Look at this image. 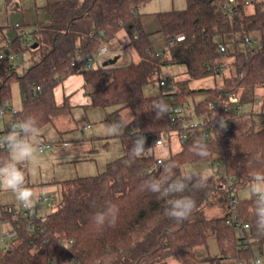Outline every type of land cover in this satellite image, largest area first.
Masks as SVG:
<instances>
[{
    "label": "trees",
    "instance_id": "trees-1",
    "mask_svg": "<svg viewBox=\"0 0 264 264\" xmlns=\"http://www.w3.org/2000/svg\"><path fill=\"white\" fill-rule=\"evenodd\" d=\"M149 1L48 0L47 20L28 29L27 38L15 36L11 44V50L22 55L30 51V63L22 67L23 62L0 58V106L10 109L13 82L19 84L23 102L18 114L10 117V126L32 116L40 130L66 110L71 112L67 100L62 106L57 104L54 89L74 73L83 75L87 93L92 96L88 108L106 109L108 117L129 108L134 118L119 135L123 155L95 175L62 181L61 200L45 217H15L7 205H0V221L9 220L17 229L10 248L0 250V264H168L171 258L182 264H200L212 259L196 254L197 248L208 247L211 236L217 240L221 258L234 257L243 264H253L258 254L264 255V237L256 235L255 197L234 196L249 187L254 173H264V126L258 127L254 111L237 114L235 102L245 87L264 86V0H253L251 13L245 0H187L183 9L160 11L157 19L161 31L174 40L161 49L153 45L141 19L140 9ZM4 28L0 27V53L7 52V45H1L8 38ZM121 30L127 32L138 53L137 61L96 69L73 63L77 55L95 53ZM178 35H184V40L176 41ZM253 35L260 38V46L253 45ZM230 43L235 46L232 74L225 76L221 85L191 86L194 80L222 72L226 51L221 52L220 46ZM239 43L244 47L238 48ZM165 65L184 66L187 77L170 75L167 82L175 85L174 91L145 94L147 85L161 80ZM38 85L42 89L37 91ZM196 97L201 99L195 101ZM159 100L170 110L157 119L153 106ZM177 106L184 108L182 114L173 111ZM183 119L198 120L200 129L189 131L181 148L162 158L163 164L175 165L172 171L178 176L190 173L187 165L191 163L210 166L224 162L225 175L217 179L195 171L207 178L206 185L185 193L195 200L196 207L188 219L177 222L164 215L165 200L144 189L143 181L167 175L162 163L149 171L158 159L156 142L172 131L180 136ZM134 134L144 136L150 155L130 157ZM201 136L209 152L205 158L193 151L194 142ZM7 157L3 150L0 160ZM21 167L29 186L28 165ZM235 198L238 203L233 207ZM108 204L119 209L116 226L98 228L92 215ZM214 207L222 213L209 217L206 211ZM232 209L242 222L250 224L246 241L227 224Z\"/></svg>",
    "mask_w": 264,
    "mask_h": 264
},
{
    "label": "crops",
    "instance_id": "crops-1",
    "mask_svg": "<svg viewBox=\"0 0 264 264\" xmlns=\"http://www.w3.org/2000/svg\"><path fill=\"white\" fill-rule=\"evenodd\" d=\"M185 2L187 3V0H150L140 9L144 28L151 33L150 39L157 49L166 48L169 41V38L161 31V26L157 19V13L160 11L179 9L183 7ZM0 27H5L6 29L8 28L4 25H0ZM5 28L3 31L7 35L10 32ZM10 30L13 32V35L18 33V30H14L12 27H10ZM120 47L121 46H117V48L114 49L116 54L115 56L117 57L122 52L118 49ZM129 59L133 60V57L130 55ZM58 89V95L62 94L61 99H58L59 96H57ZM54 93L57 104L62 106L67 100L68 104L72 107V111L68 113L66 110V114L60 115L54 122L46 124L39 130V135L35 140V144L37 146L36 159L34 161L27 162L29 178L28 187L32 188L36 192L43 191L46 196L49 195L48 201L44 202L42 200H37L34 205L37 209L39 217H45L59 204L62 196V181L76 176H89L102 172L106 169L108 162L122 156L124 153V148L119 137L124 129L116 135H109L107 133L103 134L101 129L94 128L95 125L89 122V118L87 117L88 115H86L87 112L92 109L97 110V108H88V105H91L93 99L92 96L87 93L84 85V77L81 73L69 75L63 80V82L60 83V85L58 84L55 87ZM22 106V97L21 101L18 103L14 102L11 104L10 101V107L21 110ZM76 107L84 109V111H82L83 116L78 112L77 118L75 117L73 114V108ZM100 109L105 112V114H103V117H105L104 119L110 120L113 117H108V110L103 108ZM257 112L264 114L262 109L257 110ZM11 130L10 116H6L0 121V136L5 135ZM73 131H77V133ZM69 132H73L71 134L72 136L70 138H66V135L69 136L67 134ZM113 138H119L121 145L111 147L110 140ZM100 139H103V141L99 142ZM42 142L49 143L51 145L50 147L54 148V150L48 152L46 151L48 148H46L44 151H40L39 145ZM170 142L173 145L176 144L174 139ZM99 143L103 144L105 147L99 148ZM41 153L44 154L41 155ZM158 157L163 158L162 156ZM80 162H83L82 170L78 167ZM87 173H89V175H86ZM53 196L57 198L50 204L49 201H52ZM9 204L14 205L20 203L15 199V195L11 191L0 192V205ZM4 222L9 224L7 228H4ZM0 225L2 227L1 234L10 230L13 226L9 220L0 221ZM216 244L217 249L214 250V253L216 250L219 253L217 255L214 254V256L211 254L203 255L202 257L200 256V258L207 256L212 257L211 260L203 261L200 264H243L240 260L234 257L221 258L217 240ZM263 256L264 255L258 254V257L256 258L261 259L260 264H264ZM253 264L257 263L254 261Z\"/></svg>",
    "mask_w": 264,
    "mask_h": 264
},
{
    "label": "clouds",
    "instance_id": "clouds-1",
    "mask_svg": "<svg viewBox=\"0 0 264 264\" xmlns=\"http://www.w3.org/2000/svg\"><path fill=\"white\" fill-rule=\"evenodd\" d=\"M153 109L156 110V118L160 119L170 110L163 100L157 101ZM0 113V116H3ZM133 117L121 118L106 125L105 132L109 135L119 134L133 120ZM39 135L37 120L32 116H26L18 121L13 129L5 135L0 136V149L8 153L6 159L0 160V189L11 191L15 199L24 208H33L37 200L45 193L36 192L27 186L26 173L21 165L36 159L37 146L36 137ZM130 148V157L139 158L146 156L151 148L145 149V138L134 134ZM193 151L201 158L208 156V147L204 137H197L193 145ZM163 164V162H162ZM173 164H163L167 175L161 178H149L143 181V188L158 194L160 199L165 200L167 207L164 215L177 222L188 219L196 207L195 200L185 195L191 189H200L206 185V177L202 173L190 172L183 175H174ZM248 192L255 197L254 216L256 235L264 237V173L256 172L248 187ZM119 209L114 204H108L103 210L92 215V222L98 228L105 225L115 227ZM257 264H260L257 261Z\"/></svg>",
    "mask_w": 264,
    "mask_h": 264
},
{
    "label": "rangeland",
    "instance_id": "rangeland-1",
    "mask_svg": "<svg viewBox=\"0 0 264 264\" xmlns=\"http://www.w3.org/2000/svg\"><path fill=\"white\" fill-rule=\"evenodd\" d=\"M47 2L48 0H0V25H4L8 27L7 29L9 30L10 33H8L7 31L8 33L7 36L9 37L14 36L13 32H11L10 30V27L13 28V26H15L16 24H20L24 28L31 30L34 27L35 23L46 21L48 18V13L46 9ZM186 6H187V3L185 2L183 7L179 9H183ZM246 8H248L247 11L251 13L253 12L254 5L252 3L247 4ZM118 35L119 36H116L114 39H112V42L110 41L107 44L110 52L109 54L104 56L103 63L115 57L116 54L114 52V49H116L117 46H121L118 49H120L122 52L121 54L118 55L119 58L115 64L120 65V66L125 65L126 63L130 62L129 61L130 55L133 57L134 61H137L139 59L138 53L136 52L135 48L130 44L129 38L127 36V32L125 30H121ZM251 37L253 40V45L255 47H258L261 45V40L260 38H258L257 35H253ZM5 44H6L5 39H3L1 42V45H5ZM237 47L238 48L244 47V43L237 44ZM234 51H235V46L231 43L227 44L226 53L224 54L225 67L222 70V72L218 74L216 77H208L200 81L194 80L192 81L191 86L195 88H204V87H212V86L221 85L223 83L224 77L232 74L233 68L231 66V62L234 59V55H233ZM30 58H31L30 51H26L23 54L22 67L23 66L26 67L30 63ZM163 58H166V57L163 56ZM170 75H175L177 79H183L187 77L184 66L165 65L162 67L161 79L166 80V84L160 85V81L157 80L156 82H153L152 84H149L145 87L144 89L145 94L157 95L161 91L163 92L174 91L175 85L169 81L167 82L168 76ZM58 92H59V89L57 90V96H59L58 99H61L62 94L58 95ZM200 99L201 97H196L195 101H198ZM20 101H21V94H20L19 85L18 83L13 82L11 85V104L14 102L18 103ZM235 102L237 103L236 105L237 107L241 105L242 110H244V113L249 112V111H254L255 117L258 121V127L264 126V121H263L264 114L257 112V110H260V109L264 111V86L245 87L239 92L238 96H236ZM191 103L193 104V101H191ZM82 111H84V109L82 108H78V107L73 108V114L75 115L76 118H77L78 112L82 115ZM103 114H105V112L100 108H97V110L92 109L86 114L88 115L87 117L89 118V122L95 125L94 128L101 129L103 134L106 133L105 132L106 125L113 123L121 119L122 117L123 118L132 117V113L129 108H125L120 113L114 114L110 120L104 119L105 117H103ZM73 132L77 133V131H73ZM73 132L67 133L69 136L66 135V138H70ZM173 139L176 143L175 145H173L170 142ZM102 141L103 139L99 140V142H102ZM110 142H111V147H114L115 145H118V146L121 145L119 138H113L110 140ZM170 143H171V147H170ZM181 145H182V142L180 140L178 133L176 131H172L170 136L165 137V141L163 145L156 146L155 154L157 156H162L163 158H166L171 153L179 150L181 148ZM98 147L104 148L105 146L99 143ZM52 150H54V148L49 147L46 151L50 152ZM43 154L44 153H41V155ZM80 163L78 167H80V170H82L83 162H80ZM187 170L188 172L201 171L204 175H214L215 178L220 179L223 175H225V164L224 162H217L216 164H210V166H208L207 164H204V163H191L187 165ZM86 175H89V173H87ZM3 191L5 190L0 189V192H3ZM234 196L238 198H244V197H249L250 194L248 192V188H245L239 191L238 193H234ZM53 197H52V201H49L50 204L54 202L57 198L55 196ZM206 213L209 217H212L218 214L220 215L222 211L219 208L214 207L210 210L208 209ZM3 226H5L4 228H7L9 224L7 222H4ZM1 230H2V227L0 225V236H1ZM215 249H217L216 240H215V237L211 236L209 238L208 247L203 246V247L197 248L196 254L198 257L200 256L202 257L203 255H210V254L214 256V254L217 255L219 253L217 250L214 253ZM168 264H182V263L179 262L175 258H171L169 259Z\"/></svg>",
    "mask_w": 264,
    "mask_h": 264
},
{
    "label": "built area",
    "instance_id": "built-area-1",
    "mask_svg": "<svg viewBox=\"0 0 264 264\" xmlns=\"http://www.w3.org/2000/svg\"><path fill=\"white\" fill-rule=\"evenodd\" d=\"M245 2H246V4H250L253 2V0H245ZM14 27L17 28L18 33L14 36L7 38V40L5 41L6 42L5 45H7V52H1L0 58L7 56L8 59L12 63H22L23 62V55L15 52V51H12L11 50L12 49L11 44L14 41L15 36H17V35L22 39L27 38L28 37V29L24 28L20 24H16ZM184 38H185L184 35H178L176 41H183ZM246 42L251 44L252 40L249 37H247ZM173 43H174V40H169L168 46L172 45ZM220 51L224 53L226 51V46L221 45ZM109 52H110L109 47L107 46V43H105V44L101 45L95 53H92V54L87 55V56L77 55L75 58H73V63L82 64L84 69H96L99 67H103L104 66L103 58L105 55L109 54ZM165 84H166V80L161 79L160 85H165ZM41 89H42V86H40V85H38L36 88L37 91L41 90ZM237 108H238L237 114L240 115L244 112V110H242L241 105H239ZM172 109L175 112V114H182L184 112V108L182 106L173 107ZM18 112H19V110L14 108V107H10V109L7 110L3 106H0V113L4 114L3 116H0V121L3 118H5L6 116L12 117L13 115L18 114ZM17 122H14L12 124V126H11L12 129ZM182 128H183L182 132L179 136L181 142H183L185 139L188 138L189 131L193 132L197 129H200V124H199V121L195 120V119L193 121L183 119L182 120ZM201 135L205 136V134L203 132H201ZM167 136L168 135H165V137H167ZM165 137L157 140L156 145L157 146L163 145L164 141H165ZM50 146L51 145L49 143L42 142L39 145V150L44 151L46 148H49ZM3 150H5V149H0V154L2 153ZM147 155H150V152ZM162 161H163V159L161 157H158L157 163L154 165V167L149 168V171L151 172L157 166V164L162 163ZM39 200L46 202L49 200V197L46 195H43L39 198ZM237 203H238V199H236V198L232 199L231 205L233 207ZM5 208L7 209L8 212L13 213L15 215V217H20V218L22 217V218L31 219V220L39 218V216L37 214V209L35 207L24 208L21 204H14V205L9 204ZM227 224L230 226H234L236 229V233H237L238 237L240 239H243L244 241H246V233H247L248 229L250 228V224L247 222H242V220L240 219L238 214L233 209L231 210V214L227 218ZM29 227H34V224H30ZM16 235H17V229L14 228L13 226L10 230L3 232L0 236V250H7L8 248H10L12 240ZM257 261H259L261 263V259H256L255 262L257 263ZM51 264H57V263L51 262ZM75 264H78V263H75Z\"/></svg>",
    "mask_w": 264,
    "mask_h": 264
},
{
    "label": "water",
    "instance_id": "water-1",
    "mask_svg": "<svg viewBox=\"0 0 264 264\" xmlns=\"http://www.w3.org/2000/svg\"><path fill=\"white\" fill-rule=\"evenodd\" d=\"M36 46H37V43H35V44L33 45V47H36ZM117 61H118V57L115 56L114 58H111V59L105 61V62H104V66H107L108 64H115Z\"/></svg>",
    "mask_w": 264,
    "mask_h": 264
}]
</instances>
